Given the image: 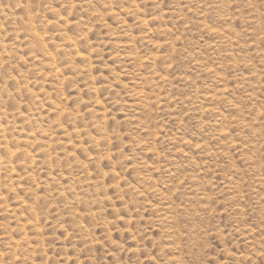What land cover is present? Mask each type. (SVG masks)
I'll return each instance as SVG.
<instances>
[{
    "label": "rangeland",
    "instance_id": "374dc122",
    "mask_svg": "<svg viewBox=\"0 0 264 264\" xmlns=\"http://www.w3.org/2000/svg\"><path fill=\"white\" fill-rule=\"evenodd\" d=\"M263 40L264 0H0V264H264Z\"/></svg>",
    "mask_w": 264,
    "mask_h": 264
},
{
    "label": "bare ground",
    "instance_id": "6f19581e",
    "mask_svg": "<svg viewBox=\"0 0 264 264\" xmlns=\"http://www.w3.org/2000/svg\"><path fill=\"white\" fill-rule=\"evenodd\" d=\"M132 3V2H131ZM105 4V3H104ZM103 5V4H102ZM153 5V4H152ZM86 6V5H85ZM216 9V8H215ZM153 10V9H152ZM28 18V17H27ZM150 19V18H149ZM21 20H23V19H21ZM27 22H28V20H27ZM80 23V22H79ZM29 24V23H28ZM35 25V24H34ZM156 25V24H155ZM154 25V26H155ZM249 25V24H248ZM150 27V26H149ZM158 28V27H157ZM156 28V29H157ZM203 28V27H202ZM27 31V30H26ZM30 31H31V29H30ZM12 32V31H11ZM164 32V31H163ZM17 33V32H16ZM25 35V34H24ZM185 35H186V33H185ZM9 37V36H8ZM32 37V36H31ZM63 37H64V35H63ZM79 37V36H78ZM34 38H35V40H36V44H38V48H39V50H41V51H43L42 49H44L43 48V37L41 38L40 37V35H38V33L36 34H34ZM7 40V39H6ZM47 40V39H46ZM64 41L66 42V44H65V46H68V48L72 51V52H75V54L77 55V56H79V57H82V58H84L83 57V55L80 53V51L77 49L78 48V44L79 43H77V42H74V40L73 39H71V38H67V39H64ZM86 41V40H85ZM186 41V40H185ZM264 41V40H263ZM62 43V42H61ZM188 43V42H187ZM35 44V45H36ZM87 45V44H86ZM116 45V44H115ZM118 45V44H117ZM192 45V44H191ZM54 47V46H53ZM119 47V46H118ZM123 47V46H122ZM132 47V46H131ZM224 47V46H223ZM64 48V47H63ZM4 49V48H3ZM118 49V48H117ZM126 49V48H125ZM62 50V49H61ZM64 50V49H63ZM129 50V49H128ZM33 51V50H32ZM83 51V50H82ZM122 51V50H121ZM213 51V50H212ZM245 51V50H244ZM51 54V53H50ZM39 55V54H38ZM59 55V54H58ZM57 55V56H58ZM62 55V54H61ZM69 55H72V54H69ZM53 56V55H52ZM46 57V56H45ZM133 57V56H132ZM128 58V57H127ZM59 59H60V57H59ZM64 59H66V58H64ZM69 59H71V58H69ZM134 59V58H133ZM136 59V58H135ZM10 60V59H9ZM50 60H52V63L55 61V59H54V57L52 58L51 57V59ZM61 60H63V59H61ZM44 61V60H43ZM47 61V60H46ZM73 61V60H72ZM131 62V61H130ZM134 63V62H133ZM69 64V63H68ZM48 65H50V64H48ZM61 65V64H60ZM63 65V64H62ZM65 65V64H64ZM136 65V64H135ZM79 66V65H78ZM86 66V65H85ZM143 66V65H142ZM50 67V66H49ZM61 67V66H60ZM69 67V66H68ZM41 68V67H40ZM67 68V67H66ZM86 68V67H85ZM56 69V68H55ZM54 69V70H55ZM64 69H65V66H64ZM51 70V69H50ZM69 70V69H68ZM71 70V69H70ZM61 71V70H60ZM68 72V71H67ZM70 72V71H69ZM71 73V72H70ZM85 73H88V72H85ZM72 74V73H71ZM74 75V74H73ZM49 76V75H48ZM81 76V75H80ZM153 77V76H152ZM252 77V76H251ZM64 78V77H63ZM71 78V77H70ZM151 78V77H150ZM72 79H73V77H72ZM158 79V78H157ZM254 79V78H253ZM71 81V80H70ZM117 81V80H116ZM168 81V80H167ZM176 81V80H175ZM111 85H112V83H110ZM89 85V84H88ZM155 85V84H154ZM167 85V84H166ZM109 87V86H108ZM152 88V87H151ZM167 90V89H166ZM168 91V90H167ZM176 91V90H175ZM104 92V91H103ZM111 92V91H110ZM34 95V94H33ZM114 95V94H113ZM117 95V94H116ZM118 96V95H117ZM114 96H112V99H114L113 98ZM167 97H169V96H167ZM111 99V98H110ZM207 100V99H206ZM121 101V100H120ZM117 102V101H116ZM89 103V102H88ZM108 103V102H107ZM122 103V102H121ZM121 103H120V105H121ZM86 104V103H85ZM92 104V103H91ZM91 104H88V106L90 105L91 106ZM57 105V104H56ZM87 105V104H86ZM124 105V104H123ZM122 105V106H123ZM85 107V106H84ZM114 108V107H113ZM121 108V107H120ZM117 110V109H116ZM38 111V110H37ZM48 111V110H47ZM166 111V110H165ZM39 112V111H38ZM32 114V113H31ZM40 114V113H39ZM67 114V113H66ZM40 116V115H39ZM71 117V116H70ZM124 117H126V116H124ZM36 120V119H35ZM71 120V119H70ZM80 120V119H79ZM89 120V119H88ZM98 122V121H97ZM110 122V121H109ZM41 123V122H40ZM90 123V122H89ZM128 123V122H127ZM68 124V123H67ZM83 124V123H82ZM40 125V124H39ZM99 125V124H98ZM10 126V125H9ZM16 128V127H15ZM55 128V127H54ZM19 129V128H18ZM88 129V128H87ZM4 131V130H3ZM107 131V130H106ZM49 132V131H48ZM86 132V131H85ZM101 132V131H100ZM116 132V131H115ZM9 133V132H8ZM25 133V132H24ZM104 133V132H103ZM113 133V132H112ZM1 134H2V131H1ZM101 134V133H100ZM107 134V133H106ZM46 135V134H45ZM14 137V136H13ZM19 137V136H18ZM90 137V136H89ZM112 137V136H111ZM22 139H24V138H22ZM41 139V138H40ZM17 140V139H16ZM96 141H95V143L97 144L98 142H100L98 139H95ZM11 141V140H10ZM122 141V140H121ZM26 143V142H25ZM90 143V142H89ZM121 144H122V142H120ZM17 144V143H16ZM23 144V143H22ZM90 145V144H89ZM171 145V144H170ZM14 146V145H13ZM40 146V145H39ZM45 147V146H44ZM2 148V147H1ZM61 148V147H60ZM59 149V148H58ZM9 150V149H8ZM118 150V149H117ZM3 151V150H2ZM32 151V150H31ZM41 152V151H40ZM45 152H48V151H45ZM38 153V152H37ZM11 154H13V152H11ZM47 154V153H46ZM45 154V155H46ZM12 156V155H11ZM21 156V155H20ZM45 157V156H44ZM20 159V158H19ZM46 159V158H45ZM106 160V159H105ZM132 160V159H131ZM5 161V160H4ZM46 161V160H45ZM119 161V160H118ZM121 161V160H120ZM128 161V160H127ZM133 161V160H132ZM6 162V161H5ZM106 162V161H105ZM129 162V161H128ZM135 162V161H134ZM11 163V162H10ZM10 163H0V165H2L3 167H5V169H7V170H10V169H13L12 168V166L10 165ZM21 163V162H20ZM39 163H40V161H39ZM136 163V162H135ZM17 164V163H16ZM24 164V163H23ZM124 164H126V163H124ZM36 165V164H35ZM17 166V165H16ZM119 166V165H118ZM146 166V165H145ZM46 168V167H45ZM23 169V168H22ZM21 169V170H22ZM95 169V168H94ZM26 170V169H25ZM121 170V169H120ZM25 172V171H24ZM169 174V173H168ZM25 175H27L26 173H25ZM69 175V174H68ZM16 176V175H15ZM74 177V176H73ZM100 177V176H99ZM30 178V177H29ZM113 178V177H112ZM111 178V179H112ZM98 179V178H97ZM115 179V178H114ZM27 180V179H26ZM88 180V179H87ZM28 181H30V180H28ZM85 181V180H84ZM22 182V181H21ZM42 183V182H41ZM63 183V182H62ZM43 186V185H42ZM73 186V185H72ZM94 186V185H93ZM259 186V185H258ZM44 187V186H43ZM46 189V188H45ZM97 189V188H96ZM103 190V189H102ZM90 192V191H89ZM33 195V194H32ZM90 195V194H89ZM83 196V195H82ZM74 197V196H73ZM107 197V196H106ZM234 197V196H233ZM83 198H85V196L83 197ZM91 198V197H90ZM89 199V198H88ZM98 202V201H97ZM107 202V201H106ZM84 204V203H83ZM109 205V204H108ZM21 208V207H20ZM31 211V210H30ZM43 214V213H42ZM27 218V217H26ZM28 220V219H27ZM33 220V219H32ZM27 222V221H26ZM20 229V228H19ZM32 229V228H31ZM29 252V251H28ZM32 254H33V252H32Z\"/></svg>",
    "mask_w": 264,
    "mask_h": 264
}]
</instances>
